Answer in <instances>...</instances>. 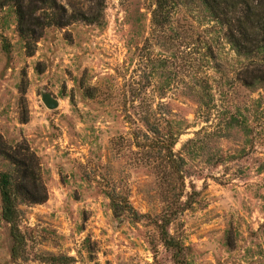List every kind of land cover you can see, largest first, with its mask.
<instances>
[{
	"label": "rangeland",
	"instance_id": "1",
	"mask_svg": "<svg viewBox=\"0 0 264 264\" xmlns=\"http://www.w3.org/2000/svg\"><path fill=\"white\" fill-rule=\"evenodd\" d=\"M152 2L58 0L67 16L94 23L46 27L26 41L0 11V135L35 156L47 192L43 204L19 207L16 260L0 219V264H175L154 219L179 192L186 205L172 206L168 231L186 264H264V85L236 81L240 61L192 6L167 36H151ZM193 85L205 90L200 107ZM41 91L56 110L44 108ZM162 95L182 182L134 146L140 126L129 119L139 121L146 103L160 113ZM108 195L149 218H115Z\"/></svg>",
	"mask_w": 264,
	"mask_h": 264
},
{
	"label": "trees",
	"instance_id": "2",
	"mask_svg": "<svg viewBox=\"0 0 264 264\" xmlns=\"http://www.w3.org/2000/svg\"><path fill=\"white\" fill-rule=\"evenodd\" d=\"M150 14V35L167 36L171 31L173 21L180 11L194 7L205 19L211 33L217 32L230 51L240 61L236 72V81L249 90L258 89L264 85V0H153ZM10 11L14 18L17 33L22 41L28 38H40V31L46 27H67L76 21H84L92 25L84 13H78L79 18L67 16L64 6L58 0H0V11ZM58 15V16H57ZM60 17L64 22L55 23L54 18ZM210 50V49H209ZM208 51V49H207ZM211 54V53H210ZM210 55L206 56L208 60ZM206 83V82H205ZM135 85V83H134ZM192 102L198 107L204 97L200 88H193ZM159 98L156 108L146 102V113L140 120L129 119L131 124L139 125L133 135L135 147L143 150L150 157L157 154L164 162L170 174L183 181V159L177 157L173 148L178 133L168 128L167 113H162L163 107ZM143 140V141H142ZM0 160L8 163L10 170L0 171V219L8 226L12 241L11 259L19 258L24 247V236L18 227L21 216L19 207L22 205H41L47 200V192L39 175L37 159L27 147L18 146L12 150L6 146L0 135ZM182 193L167 197L163 202L161 212L155 217L154 224L158 230L161 242L166 249H173L174 263L186 264L182 256V247L174 244L168 228L174 216L173 205L177 212H182L186 203H182ZM110 210L115 218L125 216L133 222L148 219L147 215L138 214L130 205L126 197L108 195ZM174 205V206H175ZM53 264H65V258H50Z\"/></svg>",
	"mask_w": 264,
	"mask_h": 264
},
{
	"label": "water",
	"instance_id": "3",
	"mask_svg": "<svg viewBox=\"0 0 264 264\" xmlns=\"http://www.w3.org/2000/svg\"><path fill=\"white\" fill-rule=\"evenodd\" d=\"M40 101L45 109L49 111L56 110L59 106V102L49 92L41 91Z\"/></svg>",
	"mask_w": 264,
	"mask_h": 264
}]
</instances>
